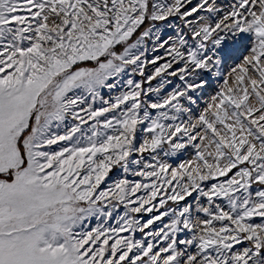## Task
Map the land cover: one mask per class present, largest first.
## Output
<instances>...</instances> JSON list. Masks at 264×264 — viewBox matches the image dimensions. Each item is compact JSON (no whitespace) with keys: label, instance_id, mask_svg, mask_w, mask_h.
I'll use <instances>...</instances> for the list:
<instances>
[{"label":"snow or ice","instance_id":"obj_1","mask_svg":"<svg viewBox=\"0 0 264 264\" xmlns=\"http://www.w3.org/2000/svg\"><path fill=\"white\" fill-rule=\"evenodd\" d=\"M0 264H264V0H0Z\"/></svg>","mask_w":264,"mask_h":264}]
</instances>
